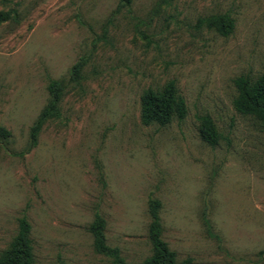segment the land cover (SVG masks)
I'll use <instances>...</instances> for the list:
<instances>
[{
  "label": "rangeland",
  "instance_id": "obj_1",
  "mask_svg": "<svg viewBox=\"0 0 264 264\" xmlns=\"http://www.w3.org/2000/svg\"><path fill=\"white\" fill-rule=\"evenodd\" d=\"M0 13V253L25 216L33 264H118L94 249L99 215L123 264H144L155 199L178 262L264 264V130L233 105V80L264 71V0H0ZM222 14L227 37L198 24ZM50 80L60 116L33 144ZM170 81L186 117L143 124L144 93Z\"/></svg>",
  "mask_w": 264,
  "mask_h": 264
},
{
  "label": "trees",
  "instance_id": "obj_2",
  "mask_svg": "<svg viewBox=\"0 0 264 264\" xmlns=\"http://www.w3.org/2000/svg\"><path fill=\"white\" fill-rule=\"evenodd\" d=\"M132 0H120L121 7H128ZM5 16L0 13V20ZM199 25L205 24L209 29H214L219 35L227 37L234 30V20L227 14L201 18ZM78 69V66L74 70ZM76 76V74H75ZM237 95L233 101L235 110L247 116H252L260 122L264 130V71L255 79L249 75H241L233 80ZM64 86L59 81L50 80L48 91L51 99L48 105L42 110L39 117L31 127V141L36 142L40 126L51 117H59V101L63 93ZM187 114L185 100L176 90L175 82H168L162 90L149 89L144 93L141 104V119L143 124L160 126L168 125L173 117L183 120ZM200 136L210 146L218 143V132L208 115L199 117ZM0 136L4 139L10 137V132L0 127ZM160 202L150 199L149 210L151 224L149 226V236L152 245V255L144 261V264H194L191 258H186L181 262L177 261L174 251L161 238V224L159 219ZM18 233L11 247L0 253V264H33V247L30 238L31 226L25 216L18 220ZM91 233L94 238V249L96 252L110 256L118 264H123L118 248L110 247L105 237V221L99 215L91 225ZM259 255L264 260V251Z\"/></svg>",
  "mask_w": 264,
  "mask_h": 264
}]
</instances>
